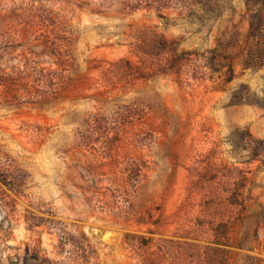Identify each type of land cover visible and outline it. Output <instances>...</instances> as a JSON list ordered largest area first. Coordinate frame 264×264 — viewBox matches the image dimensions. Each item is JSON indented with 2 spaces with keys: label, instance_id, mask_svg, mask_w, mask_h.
Returning a JSON list of instances; mask_svg holds the SVG:
<instances>
[{
  "label": "rangeland",
  "instance_id": "rangeland-1",
  "mask_svg": "<svg viewBox=\"0 0 264 264\" xmlns=\"http://www.w3.org/2000/svg\"><path fill=\"white\" fill-rule=\"evenodd\" d=\"M257 1L0 0V262L264 264Z\"/></svg>",
  "mask_w": 264,
  "mask_h": 264
},
{
  "label": "trees",
  "instance_id": "trees-1",
  "mask_svg": "<svg viewBox=\"0 0 264 264\" xmlns=\"http://www.w3.org/2000/svg\"><path fill=\"white\" fill-rule=\"evenodd\" d=\"M259 9L250 15L249 27L244 43L240 47V64L243 68L258 67L264 64V1L258 0ZM233 61L230 62V74L227 80L233 77ZM0 264H58L43 253L30 252L26 247L23 254L8 256L6 262Z\"/></svg>",
  "mask_w": 264,
  "mask_h": 264
}]
</instances>
